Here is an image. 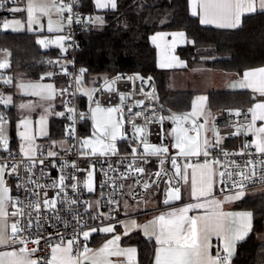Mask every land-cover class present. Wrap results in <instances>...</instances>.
<instances>
[{
  "label": "built area",
  "instance_id": "obj_1",
  "mask_svg": "<svg viewBox=\"0 0 264 264\" xmlns=\"http://www.w3.org/2000/svg\"><path fill=\"white\" fill-rule=\"evenodd\" d=\"M16 3L17 0H0V25L8 8ZM62 4L71 5L74 18L78 17L81 20V23L73 22L69 25L65 19L64 36L71 37L70 40L65 41L67 53L54 55L48 59V65L67 78L66 84L56 90L57 98H64L65 105L72 109L70 116L63 117L64 119L71 117L64 133L66 146L57 148L55 155L49 156L44 146H39L33 154L26 155L22 152L23 150L12 148L9 138H7V147L0 144V167L4 169L3 184L13 191L14 212L18 213L22 208L25 212L24 216L15 215L14 222L19 223L22 229L27 228L26 231L19 232L15 238L11 234L8 236L9 247L18 249L26 247L31 254V259L36 260L38 264H47L52 243H59L63 237L64 242L75 241L73 254L79 259L81 252L89 245V238L84 239L83 231L116 223L123 198L135 203L144 200L152 190L165 191L175 187L180 189L181 182L171 164L172 159L177 161V165L204 163L207 160L215 166L220 187L225 191L241 190L234 187V182L241 181L242 177L234 175L231 179L227 176L222 178L219 172H248L250 179L242 180L246 185L243 191L252 190L264 184V164L260 163L264 160V155L255 149L246 133L247 125L250 123L247 108L214 111L212 125L217 136L226 140L237 137L238 144L236 148L226 146L208 149L207 157L203 155L205 150L202 143L203 126L201 125H204V119L188 111L176 112L161 105L154 93V82L150 78L141 80V77L135 74L116 75L107 79L109 84L115 81L111 91L107 90L108 85L105 84V80L92 90L93 96L89 110L80 113L78 109L82 90L80 83H76L77 79H81L80 69L77 66L78 35L89 27L91 17L83 7V0L53 1L55 6ZM68 15L65 9L62 16L66 18ZM62 65H66V68ZM117 77L120 79L116 80ZM95 104L115 106L119 110L116 112L117 119L128 138L126 141L119 142L123 150H118L116 154L79 153L80 118L83 115L85 121L89 120L90 109ZM1 109L2 103H0V116H3L5 121L6 117ZM237 112L239 115L235 114ZM164 117L168 118L169 125L182 124L190 134L199 132L201 155L180 156L170 151L150 154L152 152L148 148V151H145L146 147L162 144ZM185 117H187L186 120L173 119ZM137 128L141 131L137 132ZM222 150L228 155L222 154ZM249 160L253 161V164H245V161ZM137 168H143L144 171H136ZM89 173L93 177L92 192H89L86 187ZM61 177H64L63 185L60 184ZM222 180L223 183H221ZM145 184L149 187L145 188ZM46 199H55L57 201L55 207L46 209L43 205ZM37 200L40 202L39 227L34 219L37 212L25 207L27 202ZM73 201L75 203H72ZM29 212L33 217L31 227L27 225ZM38 235L39 245L34 243ZM21 240L26 241V244H22Z\"/></svg>",
  "mask_w": 264,
  "mask_h": 264
},
{
  "label": "trees",
  "instance_id": "obj_2",
  "mask_svg": "<svg viewBox=\"0 0 264 264\" xmlns=\"http://www.w3.org/2000/svg\"><path fill=\"white\" fill-rule=\"evenodd\" d=\"M116 2L115 10L96 11L91 8L90 0H83V7L89 12L91 20L99 16L104 22L90 23L78 35L77 66L85 70L80 79L82 90H93L116 75L135 74L153 80L154 93L161 105L176 112L189 111L194 92L170 89L168 73L157 68L155 47L150 42V36L156 32L182 31L185 34L189 42L178 47L176 54L185 61L186 69L205 67L239 76L245 70L264 66V11L244 16L241 26L236 29L221 30L201 26L197 17L189 13L187 0ZM0 49L8 52L9 67L5 72L13 75L12 80L17 73L31 80L41 78L48 69L44 67L43 58L55 54L43 51L36 43L35 35L25 32L1 30ZM52 71L56 88L64 86L67 78L56 69ZM0 87L2 89L1 83ZM11 89L7 92H12ZM206 98L207 107L213 112L246 108L252 103L250 93L245 90L211 91ZM1 110L3 115L6 112L4 116L11 130L10 142L14 143L12 130L17 119L16 111L13 106L4 108L3 105ZM57 126L59 121L50 122L51 137L60 136L55 131ZM227 141V146L237 147V137ZM118 150H123V147ZM236 207L251 210L253 230L261 229L264 223V194L247 196ZM122 243L136 247L138 264L151 263L154 244L150 240L130 234L122 239ZM231 264H264V243H255L253 237L249 238L238 246Z\"/></svg>",
  "mask_w": 264,
  "mask_h": 264
},
{
  "label": "snow or ice",
  "instance_id": "obj_3",
  "mask_svg": "<svg viewBox=\"0 0 264 264\" xmlns=\"http://www.w3.org/2000/svg\"><path fill=\"white\" fill-rule=\"evenodd\" d=\"M96 6L97 8L104 9V8H111L112 10H115L117 8V2L116 0H96ZM197 7L200 9V23L201 24H216L218 27H230V28H237L241 25L242 20L241 17L243 14L248 13H254L257 10L264 11V0H192V15H197ZM67 10L69 15L64 18L62 16L63 12ZM23 9L20 8H12L11 11L17 12L22 11ZM49 6L41 3H37L36 0H30L28 7H27V20H28V28L31 29L34 24L38 23V18L35 15V13L39 12L41 14H48L49 12ZM57 12L61 14V20L57 21V31H63V23L66 19V22L70 25L71 23H81L80 18L75 17L72 14V7L71 5H61L57 8ZM90 23H98L102 24L104 21L101 17H96L94 20H90ZM13 23L20 25L21 22L19 20L14 21ZM4 29L9 28V23L5 22L3 25ZM48 31H53L52 22L49 20L48 25ZM180 38L184 37V33L177 34ZM70 36H60L55 41H46V40H39L38 43L41 45H46L49 43H55L57 44L63 53H67V47L65 46V41L70 40ZM158 39V37L153 36L152 40L155 43V41ZM175 57H171V60H175ZM67 63H72L71 61H67ZM179 63V61H177ZM8 65L5 63H0V69L7 67ZM161 67H171V63L169 62V57L165 53L163 55V60L160 64ZM62 67L66 68V65H62ZM85 70L80 69L79 71V77L82 78L84 75ZM65 74L68 73L65 71ZM52 73H48V76L50 77ZM120 77H117L116 80H119ZM143 80V78H140ZM244 80L245 83L242 85L244 87H250L254 92H259L261 96H264V68H260L257 71L253 72H246L244 74ZM8 83V81H6ZM77 84L80 83V80L77 79ZM115 81H113L111 84L106 80L105 84L108 85L107 90H112V84H114ZM21 89L24 88H30L32 89L31 94H39L36 90L40 89L42 86L37 84H31V85H20ZM47 88L49 89V96L46 97L48 99L52 98L51 90L52 85H48ZM89 96H91V93H88ZM123 99V97H122ZM203 99V98H202ZM0 103H3L5 105L11 104V97L9 96L7 99H4L2 96H0ZM21 108L26 107L25 105H20ZM72 111V109H69ZM107 111L109 116L113 112L119 111L116 108H107L103 109L97 105L95 112H102ZM95 112L93 113V117L95 116ZM252 123L255 124L256 120L264 121V103H257L255 107L252 109ZM236 115H239V113H235ZM59 115H63V113H60ZM195 115V112L193 113ZM71 118V117H70ZM83 118V115L81 116ZM174 120L177 119H183L185 118H173ZM4 117L0 116V144L7 147L8 139L4 135ZM43 118L41 119L40 123L43 124ZM23 125H27L28 121L23 120L21 122ZM203 125H201L202 127ZM112 128V132H108V128ZM119 129V122L112 123L111 120H109L104 126L103 129H101L99 126L97 127V131L100 132L101 136L105 140H116V131ZM137 132L141 131V129L137 128ZM187 130L183 129H174L173 132L175 133V144L174 147L179 150L181 155L189 156H199L201 155L200 147L198 139L189 138L186 135ZM256 134L259 137V143L257 145L259 153L264 154V127H259L255 129ZM199 135V132L197 131V136ZM123 138V137H122ZM21 139L27 140L30 139L26 133H21ZM92 141L85 139L83 140L82 147L90 145ZM96 143H101V141H96ZM207 145V141L205 142ZM213 147L218 146L217 144L212 145ZM31 150V149H30ZM95 152V149H93ZM135 152V149H133ZM145 151L147 152V147L145 148ZM161 150L160 149H153L152 153L150 154H158ZM163 151H167V149H163ZM103 152H112L113 154H116V148L115 145L112 143H104L102 145V154ZM222 154L228 155L227 152H224L222 150ZM49 156L55 155V153L49 152ZM203 155L207 157L209 155V152L205 150L203 152ZM42 163V161H41ZM160 163H163V161H160ZM215 163H218V161H215ZM261 164H264V160L260 162ZM171 164L173 168L176 170V175L180 176L181 179L187 181V167H192V175H191V188L193 195L196 196L197 189L199 188V196L200 197H210L212 195V188H213V177L216 174L214 172L212 164L209 163L207 160L204 162L203 165H188L185 167L184 171L181 172V169L177 166V161L175 159L171 160ZM245 164H253V161H245ZM199 170V171H198ZM136 171L143 172V168H137ZM3 174L4 169L3 167H0V186L3 185ZM157 175H160L157 173ZM234 175H239L242 177V180L250 179V174L246 171H239L237 173H226V172H219L220 177H228L231 179ZM254 175V173H253ZM199 176V180H198ZM92 174L89 173L86 187L89 192H92L93 186H92ZM171 179V178H169ZM241 181H235L234 187H238L241 190L236 192L235 196L228 197L229 200L232 199H241L244 196L243 189L246 187V185L243 184ZM64 177L60 178V184L63 185ZM224 181L222 180L221 183ZM53 187H55V184H53ZM75 187V185H73ZM149 187V185L145 184V188ZM61 191H63V188H61ZM8 192L7 188L0 187V218H3L8 215V213L5 210L6 203L8 202L6 199V194ZM46 195V193H45ZM168 196L171 197V199L178 200L180 199V189L178 187L172 188ZM19 202V201H18ZM169 201L166 199L165 203H168ZM22 203V202H21ZM57 201L55 199H46L43 201V205L46 209L54 208ZM72 203H75L73 201ZM26 208L33 209L37 212L36 217L34 218L37 223V227H39L40 224V202L37 200L35 202L29 201L27 204H25ZM193 208H200V209H206L207 212L204 216L201 217H189L187 213L192 210ZM220 208V202L215 199H206L202 203H197L195 205H190L188 207L181 208L178 212H170L165 215L159 216L157 219L153 220L151 222L152 226V232L151 236L155 237L157 245L159 247L157 248L155 252V264H231L232 257L235 255V246L236 243L240 240H243L247 234L251 231L252 228V213L245 212V213H222L218 212L217 210ZM24 216L25 212L22 209L19 210L18 213L13 212L12 215ZM29 216V219L27 221L28 227H31L33 217L31 216V213H27ZM238 216L241 220V223L234 229H230L228 227V220L229 217L232 216ZM109 219H113L112 217H109ZM132 227H137L136 222L133 220L131 221ZM127 226H125L126 228ZM144 231L145 234H148L149 225H144ZM7 228V225L0 227V247L9 245V239L5 235V230ZM27 228L22 229L20 224L17 222H13L11 225V235L13 238H15L19 232L26 231ZM95 229H93L94 231ZM105 233H112L114 232V227H103L101 229ZM127 235V231L124 233ZM90 232L89 231H83V237L85 240L89 238ZM212 236L219 237L223 242V248L222 251L224 253L223 256L220 255L219 251L217 252V255L213 257L209 253V249L211 247L210 244V238ZM121 237L119 235H116L112 241L109 243L112 245H115ZM14 242V239H13ZM22 244H26V241L21 240ZM37 245L40 243V238L38 235V238L34 241ZM75 241L74 240H68L67 246H64V239L61 237L60 242L52 247V260L47 262V264H58L56 253L58 251H63L64 253L68 254L67 259L64 261L59 262V264H77V260L73 259L71 256V252L73 250V245ZM109 249V244H105L103 248L100 250L101 252H105ZM88 249L84 248V252H87ZM136 253L135 248H128L121 250L119 247H115L112 249L111 254L116 256H127L129 258V264H131V257H133ZM31 254L28 252L26 247H22L19 252L17 251H10V252H4L0 253V264H38L36 260H33L30 258ZM7 258V259H6Z\"/></svg>",
  "mask_w": 264,
  "mask_h": 264
},
{
  "label": "crops",
  "instance_id": "obj_4",
  "mask_svg": "<svg viewBox=\"0 0 264 264\" xmlns=\"http://www.w3.org/2000/svg\"><path fill=\"white\" fill-rule=\"evenodd\" d=\"M91 1V8L96 11H102L105 9H100L97 8L96 6V0L94 3V0ZM188 2V9L189 13L192 15V0H187ZM258 3V0H257ZM27 7H28V1L26 3V0H17V3L13 6H10L7 10V17L5 19L9 23V28L7 30L3 31H9L12 33H30L35 35V40L36 43L40 46V48L45 51H53L55 52L54 55H58L63 53L61 51V48L55 44V43H49L46 45H41L38 43L39 40L43 39L46 41H55L57 38H54V36H64V28L63 31L59 35L55 32H50L44 29L42 31H38L36 28L32 30L28 28V22H25L17 25L13 23L16 20H10L11 18L17 17V18H24L25 15H27ZM54 7H56L54 5ZM12 8H20L23 9L22 11H17L13 12L11 11ZM51 10V8H49ZM197 15H192L194 17H197L199 24L203 27H211L214 29H221V30H230V29H236V28H230V27H218L216 24H201L200 23V9L197 7L196 9ZM261 11L257 10L256 12ZM39 13V12H37ZM255 13V12H254ZM253 14V13H251ZM248 13H245L242 15L241 20L243 19L244 16L251 15ZM44 15V14H43ZM61 16V14H60ZM2 25V24H1ZM241 26V25H240ZM239 26V27H240ZM32 27H35L34 25ZM238 28V27H237ZM183 33L182 31H169V32H156L150 36V42L151 44L155 47V52H156V65L157 68L163 71H166L168 73V78H169V83L168 86L172 90L176 91H191L194 92V97L192 100L191 104V109L188 111L189 113L193 114L195 112V116H201L204 119V125L203 127L208 123L210 125V129H213L212 125V117L214 112L210 111L207 107L206 101V95L207 93L211 91H241L245 90L250 93V98L252 100V103L250 106L246 107L248 109L249 115H250V123L247 125L246 133L248 136V140L251 141V143L254 145L255 149L258 151V143H259V137L255 132V129L259 127H264V121L261 120H256L255 124L252 123V109L255 107L257 103H264V96H261L259 92H254L252 88L250 87H244L242 86L245 83L244 80V74L246 72H253L257 71L262 67L258 68H253L249 70H245L242 72L241 75L236 76L233 74H228L219 70H211L209 68L205 67H194L191 69H186V64L185 61L180 59L178 55L176 54V49L178 47L184 46L186 43L189 41L186 39L185 34L183 38H180L177 34ZM62 34V35H61ZM47 35V36H46ZM156 36L158 39L155 41V43L152 40V37ZM54 38V40L52 39ZM167 54L169 57V62L171 63V67H161L160 64L163 60V55ZM52 55V56H54ZM171 57H175V60H171ZM50 56L46 55L43 58V64L45 68H48L43 76L39 79L31 80L24 78L21 76L19 73L16 74L15 80H12L13 75L10 73H5L4 75H0V81H1V86H2V91L4 93H8L13 96H19L22 97L20 99H23L24 94L29 91L30 88H24L21 89L20 85H31V84H37L41 85L42 87L39 89L40 94L38 97L35 98L37 101L36 103L40 104H45L46 107L49 108V102L54 99L56 95V86L54 81L52 80V75L49 77L48 73H53L51 68L48 65V59ZM179 61V63H177ZM7 65L9 67V55H8V60L6 61ZM4 72V71H3ZM8 81V83H6ZM48 85H52V90H51V95L52 98L48 99L46 97L49 96V89L47 88ZM12 92H7L9 88H11ZM17 96V97H18ZM203 98V99H202ZM12 100V99H11ZM18 107H20L18 105ZM14 109H16L19 112V115L21 114L22 110H18V108L13 106ZM52 110V109H51ZM207 111V115L203 114L204 111ZM53 111V110H52ZM32 114H28L27 112L23 113L26 115H23L22 118L24 120L28 121V125H30V122H32L33 119V124L35 125V119L38 118L35 116V113L37 110H33ZM41 112L38 111V114ZM210 115V117H209ZM38 116V115H37ZM41 116V115H39ZM21 119H17L15 121L13 130H12V135H13V142H11L12 146L14 149H17L19 151H22L26 155H31L35 152V150L39 146L45 145L44 140L46 138V129H41L38 132L34 130L31 131L30 134H28L25 130V125L21 123ZM168 129L166 130V137L164 135V139L166 140L165 142L169 145L168 150L172 152V147L170 146V141L174 142L175 144V133L173 132L174 129H183L187 130L186 135L189 138H193L197 136L196 134H190L188 129L184 127L182 124H173L169 125L168 124ZM4 135L11 139V130L10 128H7L6 126L4 127ZM165 128H163L164 132ZM215 131V130H214ZM21 133H26L27 136L30 139L27 140H22L21 139ZM43 141V142H42ZM207 141V145L205 142ZM163 142V141H162ZM218 146L213 147L212 145L217 144ZM227 140L226 138H221V137H214L213 134L208 135L207 137L205 136V141L202 139V143L204 146V150L208 149H214V148H223L227 146ZM31 149V150H30ZM176 149V148H175ZM259 152V151H258ZM176 155L184 156L181 155L179 150L176 149L175 152H172ZM262 154V153H261ZM264 155V154H263ZM191 156V155H189ZM204 163H182L178 164L177 166L181 169V172L184 171L185 167L188 165H203ZM214 172H216L215 166L212 164ZM193 168L192 167H187V176L188 179L187 181L183 180L179 177L180 182H181V187H180V199L174 200L171 199V197L168 196V192L170 191H158V190H153L151 191V198L147 203H141V201L136 202L135 204H130L129 207L127 205L126 208L121 207L120 210H118V221L113 224H109L114 227V232L112 233H105L101 232L99 233V230L91 235H89V245L86 247L88 249L87 252H84V250L81 252L79 259L73 254V250L71 252V256L73 259L77 260V264H129V258L127 256L121 255V256H116L111 254V251L115 247H119L121 250L128 249V248H135L133 245H128L122 243V239L125 238L126 236L130 234H138L139 236L150 240L153 244V254L151 257V263L150 264H155V252L159 245H157L155 237L151 236L152 232V226L151 222L155 219H157L161 215L167 216L168 213L170 212H178L181 208L188 207L190 205H195L197 203H202L206 199H215L220 202V208L217 210L218 212L222 213H245V212H251L249 209H239L236 207L238 203H240L245 197L247 196H252V195H260L264 194V184L258 187L253 188L252 190H247L244 191V196L241 199H232L229 200L228 197L230 196H235L236 192L240 190H235V191H225L221 189L220 183L218 180V174H216L213 177V188H212V195L210 197H200L199 196V188L197 189V194L196 196L193 195L192 188H191V175H192ZM199 171V170H198ZM199 180V176H198ZM0 187L6 188L4 184ZM8 192L6 194V199L7 203L5 206V210L8 213L7 216L0 218V227L4 226L5 224L7 225V228L5 230V235L8 237L11 234V225L13 224L15 220V216L12 215L14 212V199H13V191L10 188H7ZM149 196V194H148ZM148 196L146 198H148ZM145 198V199H146ZM144 199V200H145ZM168 200V203H165V200ZM207 210L206 209H200V208H193L190 210L187 215L189 217H201L206 214ZM135 221L137 227H132L131 221ZM241 223V220L238 216H232L229 217L228 220V227L230 229L236 228L239 224ZM252 228L251 231L247 234V236L243 239L240 240L236 243L235 246V255L237 252V248L240 244L246 242L249 240V238L253 237V241L255 243H264V223L259 229V231H254L253 230V214H252ZM108 225V224H106ZM144 225H149L148 229V234H145L144 231ZM125 226H127L125 228ZM97 228V227H96ZM125 231H127V235H125ZM116 235H119L121 239L115 244L112 245L109 242L114 239ZM68 241V240H67ZM67 241L64 242V246H67ZM58 242H53L51 245L50 249V255H49V261L52 260L53 254H52V247L56 246ZM105 244H109V249L105 252H101L100 250L103 248ZM210 244L211 247L209 249L210 255L215 257L217 255V252L219 251L220 255L223 256L224 253L222 251L223 248V242L222 240L217 237V236H212L210 238ZM20 249L18 248H11L8 245L0 247V253L4 252H10V251H17L19 252ZM235 255L232 257L231 263L233 262V259L235 258ZM68 254L64 253L63 251H58L56 253V258L59 262L64 261L67 259ZM7 259V258H6ZM131 264H138V257H137V249L136 253L133 257H131Z\"/></svg>",
  "mask_w": 264,
  "mask_h": 264
},
{
  "label": "rangeland",
  "instance_id": "obj_5",
  "mask_svg": "<svg viewBox=\"0 0 264 264\" xmlns=\"http://www.w3.org/2000/svg\"><path fill=\"white\" fill-rule=\"evenodd\" d=\"M27 1L29 4L30 0H26V3H27ZM53 1H55V0H36L37 3L48 5L49 8H51V10H49L48 14H46V15L45 14L43 15L41 13H35V15L38 18V23L34 24L35 27H32V30L36 28L38 31H42L44 29V27L46 28V30H48L49 20H51L52 27H53L52 32L57 33V35H59L61 33V31L56 30L57 21L61 20L60 13L57 12V8L60 6L54 7ZM94 3H95V0H94ZM104 9H109V8H104ZM7 20H9V19L3 20L1 23L2 25H0V28L2 31L7 30V29L3 28V25L5 22H7ZM10 20H19L22 23V25H23L24 21L28 22L27 15H25V19L24 18L21 19V17L20 18L14 17V18H11ZM64 27H65V23H63V28ZM54 38L58 39L59 36H54ZM54 38H52V39L54 40ZM7 60H8V52L5 50H0V63L7 64V62H6ZM7 68H8V66L0 69V75L1 74L4 75L6 73L5 71ZM32 91H33L32 89H29V91L26 93V95L24 94L23 99H20L22 97H19L18 95H17L18 97H13V96L11 97L10 94L2 92L1 96L4 99H7L9 96L12 99L11 104L5 105L2 103V105L4 106V108H8V107L15 105V107L18 108V110H22L21 114L19 115V112L15 109L16 114H17V119H21V121H23L24 119L19 118V117L26 115L23 113L27 112L28 114H32L33 110H37V112L35 113V116L38 118L35 119V121H36L35 125L33 124V119H32V122H30V125L25 126V128H26L25 131L28 134H30L31 131L34 130L33 128H35V131H37V132L41 129L42 130L46 129L45 134H47V135H46V138L44 140L45 145H43V146L48 150V152L54 153L57 150V148H59L61 146H66V142L64 141V133H65L66 125L70 123V118L64 119L63 117L65 115L70 116L72 114V111L69 110V109H71V107L65 105V101H64L65 99L64 98L59 99V98H57L56 95H55L54 99H52L49 102V105H50L49 108L46 107L47 105L45 106V104L39 105L38 103H36L37 101L35 100V98L39 96L40 91H39V89H37L36 91L39 94H31ZM88 93H91V96H89ZM80 95H81L80 106H79L78 110L80 113H83V112L89 110V104L91 103V100H92L93 91L91 89L90 90H82V91H80ZM83 101L85 102L84 105L81 104ZM22 104L25 105L26 107H24V108L18 107V105L20 106ZM97 105L98 104H95L91 107L89 120L85 121L84 118H80V131H79V135H78L79 153L84 154V155L113 154L112 152H103V154H102V145L104 143H112L113 145H115L116 153H117L118 148L120 147L119 142L126 141L128 136L124 134L122 127L119 124V129L116 131V137H117L116 140L115 141L105 140L101 136L100 132L97 131V127L99 126L101 129H103V126L109 120H111L112 123H117L119 121L117 119L116 112H113L111 114V116H109L107 111L95 112ZM99 107H101L103 109L116 108L115 106H100V105H99ZM38 111L41 113L38 114ZM94 112H95V116L93 117ZM60 113H63V115H59ZM207 113L208 112L206 110L203 112V114H205V115H207ZM5 114H6V112L4 113V115ZM39 115H41V116H39ZM209 117H210V115H209ZM42 118L44 121L43 124L40 123ZM17 119L15 121H17ZM53 120L59 121V126H57L55 129L56 133L60 135L58 138H55L53 136L51 137L50 122H52ZM163 122L165 125V130L163 132V142L161 145H155V146L147 147L149 150H151V152L153 149H160L161 151L159 153L169 152V150H168L169 145L165 142L166 140L164 139V135H165V137L167 135L166 130L169 128L168 127V124H169L168 118L164 117ZM3 126L10 128V124H9V121L7 120V117H6V120L3 124ZM108 132L109 133L112 132L111 127L108 128ZM211 134H213L214 137H218L217 134L215 133V131L213 129H210V125H208V123H207L203 127V130H202V139L205 141V136L207 137L208 135H211ZM85 139L92 141V143L90 145L82 147L83 140H85ZM194 139H198V136H195ZM98 140L101 141V143H96V141H98ZM170 146L172 147V152H175L176 149L174 147V142L170 141ZM93 149H95V152L93 151ZM163 149H167V151L165 152V151H163ZM166 191H169V190H166ZM152 195L153 194H151V192H150L148 198H146L145 200H142L141 203H147V201H149V199L151 198ZM135 203H131L126 198H123L121 201V207L123 209V208H126L127 205L129 207L130 204H135ZM110 226L111 225H100L97 228L93 227V228H90V229L85 230V231H89L90 235H91V234L97 232L98 230H99V233H101V232H103L101 230L103 227H110ZM93 229H95V230L93 231Z\"/></svg>",
  "mask_w": 264,
  "mask_h": 264
}]
</instances>
